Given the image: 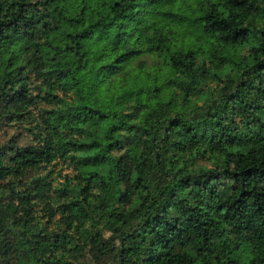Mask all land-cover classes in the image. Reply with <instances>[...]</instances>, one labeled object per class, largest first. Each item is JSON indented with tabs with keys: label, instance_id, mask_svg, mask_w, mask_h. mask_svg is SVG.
I'll return each mask as SVG.
<instances>
[{
	"label": "clouds",
	"instance_id": "clouds-1",
	"mask_svg": "<svg viewBox=\"0 0 264 264\" xmlns=\"http://www.w3.org/2000/svg\"><path fill=\"white\" fill-rule=\"evenodd\" d=\"M251 5L149 0L137 9L138 31L116 43L90 27L115 16L112 0L54 5L73 9L71 29L62 20L48 21L59 24L54 49L45 43L48 30L35 43L0 30V264H103L108 242L118 235L108 215L139 224L142 207L159 196L164 174H172L167 164L161 171V160L172 155L165 156L163 129L156 132L161 116L203 121L264 47V0ZM44 12L25 9L28 17ZM210 17L223 25L210 24ZM234 26L242 30L229 34ZM18 31L28 29L21 24ZM150 53L157 63L146 68L139 57ZM225 65L229 72L217 80ZM57 69L59 78L52 75ZM144 130L153 132L154 142ZM133 144L136 166L130 167L126 153ZM26 148L36 163L17 174L15 161ZM246 152L244 145L211 152L199 144L186 151L182 167L194 176L218 173Z\"/></svg>",
	"mask_w": 264,
	"mask_h": 264
},
{
	"label": "trees",
	"instance_id": "trees-1",
	"mask_svg": "<svg viewBox=\"0 0 264 264\" xmlns=\"http://www.w3.org/2000/svg\"><path fill=\"white\" fill-rule=\"evenodd\" d=\"M226 2L232 7L239 6V0ZM244 2L252 6L251 0ZM4 3L5 0H0V12L4 11ZM67 3L68 0H37L36 4H30L29 0H20L17 4L16 0H11L8 12L0 19V30L9 29L17 38L26 36L34 43L41 38L39 32L48 30L45 43L49 49H54L59 40L53 39V34L59 24L53 26L48 21L62 20L71 29L72 7L66 10L53 7ZM148 3L149 0H112L115 16L90 27L116 43L123 36L130 37L138 31L133 27L139 14L137 9L143 10ZM41 7L44 13L33 17L25 15L26 8L38 11ZM120 18L126 23L117 24ZM208 22L224 23L216 17H210ZM21 24L27 32L18 31ZM241 30L234 26L228 31L231 34ZM75 43L81 48L80 54L86 57L84 44L80 40ZM139 60L146 68L157 63L151 53ZM229 70L225 65L216 79ZM52 75L59 78L63 73L57 69ZM208 83L210 87L212 81ZM24 94L29 95L27 88ZM161 128L165 133L161 143L168 146L165 156L169 152L172 155L166 161L160 156L157 159L161 160V171L167 164L172 174H164L159 196L142 207L139 224H129L133 217L108 215V225L118 235L114 234L113 240L108 242L103 264H264V47L255 50L243 75L234 78L222 90L221 102L203 121L193 125L179 116L174 119L161 116L156 132ZM143 135L154 142L151 130H144ZM141 138L137 133L136 140ZM199 144H206L211 152L244 145L247 152L221 172L194 176L187 167H182L183 157L192 146ZM134 147L135 144L131 145L126 153L130 167L136 166ZM31 151L24 149L23 155L15 161L17 174L36 163ZM193 163H196L195 158ZM143 186V181L139 180V188Z\"/></svg>",
	"mask_w": 264,
	"mask_h": 264
}]
</instances>
